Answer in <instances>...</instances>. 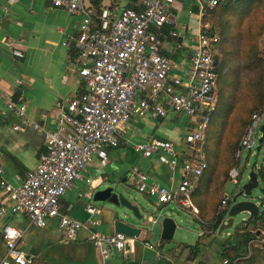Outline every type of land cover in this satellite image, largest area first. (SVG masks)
<instances>
[{
    "label": "built area",
    "instance_id": "2783aa9c",
    "mask_svg": "<svg viewBox=\"0 0 264 264\" xmlns=\"http://www.w3.org/2000/svg\"><path fill=\"white\" fill-rule=\"evenodd\" d=\"M51 2L53 7L64 8L76 17L74 34L62 44L75 46L82 91L66 105L56 103L55 126L42 130L44 150L20 185L7 181L0 164V215L22 214L37 227L56 218L66 239L97 225L93 215L98 209L92 203L85 206L89 218L81 221L61 212L62 197L87 171L94 156L102 165L106 163L108 150L121 145L132 119L166 118L171 112L193 122L182 140L149 138L134 144V148L144 157L155 156L171 169L180 170L179 181L171 186L152 181L137 166L131 168L130 177L138 192L158 204L173 203L196 211L192 192L207 167L203 148L217 102L218 34L205 29L197 34L185 71L179 74L174 73L173 63L163 53L167 38L175 40L179 36L171 15L174 0H142L144 7L139 11L96 8L86 0ZM216 2L210 0L209 7ZM181 46V42L174 41L172 53ZM12 53L23 56L17 48ZM6 112L24 116L26 104L8 101ZM259 120L254 113L241 138V148L236 150L240 158L243 149L251 150L255 145ZM181 148L187 150L184 157ZM239 174L238 169L230 171L234 184L238 183ZM227 202L228 196L222 206L226 208ZM2 238L6 253L0 264L32 263L33 255L24 254L19 247L22 232L18 228L4 225ZM88 239L103 258L115 252L126 253L129 240L122 233L93 230Z\"/></svg>",
    "mask_w": 264,
    "mask_h": 264
},
{
    "label": "crops",
    "instance_id": "0c3cea01",
    "mask_svg": "<svg viewBox=\"0 0 264 264\" xmlns=\"http://www.w3.org/2000/svg\"><path fill=\"white\" fill-rule=\"evenodd\" d=\"M86 2L96 8L107 6L116 11L122 8L139 11L144 7L142 0ZM209 2L174 0L172 4L171 15L179 36L175 40L167 38L163 53L173 63L174 73H184L195 37L209 27V23L202 22L210 8ZM75 21L76 17L68 10L53 7L51 0H0V164L5 178L13 186L20 185L26 172L37 165L44 150L42 130L55 126L56 103L66 105L82 91L75 46L62 44L74 34ZM174 41L182 43L175 54L172 53ZM14 48L23 56H15ZM8 101L26 104L25 115L6 112ZM192 124L191 119L173 112L166 118L132 119L124 130L121 145L108 150L106 163L102 165L94 156L87 171L74 181L61 199V212L81 221L87 220L89 214L85 206L93 204V192L104 187L106 182L113 180L124 191L135 188V180L130 177L133 166L144 171L152 181L167 186L176 184L180 170L171 169L155 156H142L134 144L149 138L180 141ZM181 149L184 157L187 150ZM2 198L0 194V200ZM134 203L144 210L137 200ZM93 205L98 209L93 215L98 224L81 229L72 239L64 237L56 218L48 220L44 227H37L22 214L0 215V260L6 253L2 227L10 224L22 232L19 247L24 254L33 255V264H198L201 261L198 253L191 254L190 245L185 243H179L173 252L168 247L157 249L162 239L160 221L143 227L138 237L129 239L126 253L115 252L103 258L88 236L91 230L113 232L109 224L111 216L104 207ZM195 209H188V212L197 221L198 210ZM147 215L155 216L149 212Z\"/></svg>",
    "mask_w": 264,
    "mask_h": 264
},
{
    "label": "rangeland",
    "instance_id": "374dc122",
    "mask_svg": "<svg viewBox=\"0 0 264 264\" xmlns=\"http://www.w3.org/2000/svg\"><path fill=\"white\" fill-rule=\"evenodd\" d=\"M229 14L230 18L236 20L234 22L242 21L240 23V25L242 24L240 27L242 33L237 35L240 43L234 40L236 44L230 45L224 56L218 51V56L224 57L227 65L231 67L234 66L233 56L237 53L236 51L240 52L239 59L246 52L244 55L245 70H241L242 72L236 76L239 79L238 90L236 93L230 91V97L227 99L232 104L231 112L222 117V114L214 113L215 109L211 116L207 139H205L206 146L204 144L203 150L206 161L208 162V159L210 161L209 167L214 163L215 166L212 170L213 177L208 195L202 197L203 199L199 197V200H196L195 198L199 194L197 193L193 199L191 198L193 205L198 210L197 221L188 212V208H181L174 204H158L153 198L143 196L136 188L125 190V192L133 202L137 200L145 212L155 216L169 215L175 218L177 227L173 238L170 241L160 239L161 245L157 244V249L168 247L173 252L179 243H185L190 245V253L197 252L201 261L206 264H264V224L257 221L255 224L246 225L249 222L247 221L248 213L243 212L235 216L232 227L223 229L221 234H218L217 230L216 232L208 230L214 216L225 208L222 206V200L226 196L232 198L239 192L242 185L248 180L251 170L258 172L261 169L264 171V141L258 142L260 133H258L259 136L251 150L243 149L241 158L236 154V150L241 148V138L251 122L252 115L256 113L260 118L258 129L260 125L264 124V104L261 109H256L264 96V0H257L247 6L241 3L235 4V9L231 10ZM217 33L219 34L218 29ZM254 37L255 42L252 41ZM220 81H222V75L219 74L217 102L220 101L222 93ZM208 138L211 139L209 143ZM233 169L240 171L236 178L237 184L231 181L232 178L229 175ZM213 193H217L216 199L212 197ZM260 198L263 199L262 202H260ZM240 200L255 201L260 207L261 214L264 210V178L259 177V186L252 190L250 196H239L237 201ZM93 204L102 206L99 202L93 201ZM226 217L227 213L224 218ZM200 228L202 229L201 236ZM244 230H250L253 237L235 260L236 263L228 260L227 263H224L227 257L220 256L221 243L232 240L236 237L237 232L243 233ZM226 248L230 251V247Z\"/></svg>",
    "mask_w": 264,
    "mask_h": 264
},
{
    "label": "trees",
    "instance_id": "16d2710c",
    "mask_svg": "<svg viewBox=\"0 0 264 264\" xmlns=\"http://www.w3.org/2000/svg\"><path fill=\"white\" fill-rule=\"evenodd\" d=\"M254 2H257V0H217L215 5L207 9L205 15L202 18V22L209 23V27L205 29V31L209 33L218 34L217 29L219 30L218 51L222 53V56H224L227 53L230 45L236 44L234 40L237 41V43H240L239 39L237 38V35L242 33V30L240 28L242 25V24L240 25V23L242 21L239 20L237 23L234 22L236 20L234 18H230V14H229L230 11L235 9V4L241 3L247 6ZM252 41L255 42V37L254 39H252ZM236 52L237 53L235 54L233 53L234 54L233 56L234 66H231V67L227 65L226 61L224 60V57L220 58V56H218V52L216 55V71L218 74V80H219V74L222 75V81H220V85L222 86L221 87L222 93L219 98L220 101L216 102V111L214 113L217 112L218 115L222 114L221 115L222 117L224 115H228L231 112L232 104H230V102L227 101V99H229L230 97V91H233V93L234 92L236 93V91L238 90L239 79H237L236 76H238L239 73L242 72L241 70H245V63H244L245 56L244 55H246V52L244 53L241 59H239L240 52L238 51ZM263 104H264V96L260 100L258 105L256 106V109L258 108L261 109ZM206 139H207V133H206ZM209 141H211L210 138H208V143ZM205 146H206V141H205ZM209 163L210 161L208 159L207 167L203 171L199 179L197 187L192 192V199L193 197H195L197 193L199 194L195 198L196 200L197 199L199 200V197L203 199L202 197H206L208 195L209 186H210V183L213 177L212 170L214 169L213 167L215 166V163H214V165L209 167ZM258 172H259V177L264 178V171L260 169ZM212 197L216 199L217 193H213ZM231 203H232L231 198L230 196H228L227 207L222 209L220 212H218L214 216V220L208 229L209 231L216 232L221 220L224 219L227 213L228 206ZM257 221H260V223L264 224V210L257 217L253 218L248 223L246 222L245 223L246 225H250V224H255ZM236 234H237L236 237L233 238L232 240L230 241L227 240L221 243L220 256L224 258L227 257L228 259L226 258V260H228L229 262H233L238 258L241 252L245 250L246 245L249 242V240H251V238L253 237V234L250 230H244L243 233L237 232ZM163 240L164 239H162V241ZM227 246L230 247V251L226 248ZM191 254H194V252H192ZM33 263H34V258L32 259L31 264ZM198 264H206V263L200 261Z\"/></svg>",
    "mask_w": 264,
    "mask_h": 264
},
{
    "label": "water",
    "instance_id": "95a60500",
    "mask_svg": "<svg viewBox=\"0 0 264 264\" xmlns=\"http://www.w3.org/2000/svg\"><path fill=\"white\" fill-rule=\"evenodd\" d=\"M259 132L258 142H262L264 139V124L260 125ZM258 186L259 174L257 171L251 170L248 174V180L242 185L239 192L231 198L232 203L228 206L227 217L222 219L218 226V234H221L223 229L231 228L235 216L240 213H248V221L260 214V207L255 201H237L239 196H250L252 190ZM127 195L118 183L110 180L104 184V187L93 192L92 201L101 203L102 207L109 213V216H111L109 224L112 225L114 232L122 233L129 239H135L139 236L143 227H148L149 224L153 225L160 221L161 238L170 241L177 227L175 218L169 215L149 217L147 212L135 204ZM262 201L263 199L260 198V202Z\"/></svg>",
    "mask_w": 264,
    "mask_h": 264
}]
</instances>
